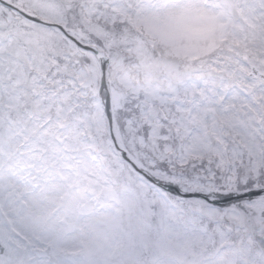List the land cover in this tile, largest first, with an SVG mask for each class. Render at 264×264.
<instances>
[{"label":"snow or ice","instance_id":"snow-or-ice-1","mask_svg":"<svg viewBox=\"0 0 264 264\" xmlns=\"http://www.w3.org/2000/svg\"><path fill=\"white\" fill-rule=\"evenodd\" d=\"M0 264H264V0H0Z\"/></svg>","mask_w":264,"mask_h":264}]
</instances>
